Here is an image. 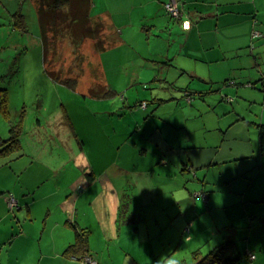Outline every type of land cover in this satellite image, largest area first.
I'll list each match as a JSON object with an SVG mask.
<instances>
[{"label": "crops", "instance_id": "0c3cea01", "mask_svg": "<svg viewBox=\"0 0 264 264\" xmlns=\"http://www.w3.org/2000/svg\"><path fill=\"white\" fill-rule=\"evenodd\" d=\"M174 1L181 20L165 9L173 0H92L91 15L106 23L108 37L115 41L113 50L128 47L127 57L132 56L126 59L124 74L114 75L113 84L102 55L110 51L109 46L98 53L97 74L90 71L89 62L76 76L54 74L76 79L75 88L56 82L46 72L44 89L35 96L52 98L47 104L57 103L58 108L37 111L38 126L23 125L32 133L26 141L21 139L19 156L0 166V264H82L80 258L66 253L81 230L89 232V252L98 264H160L159 258L162 264H195L226 242L233 245L230 256L244 252L253 264H259L257 251L264 254V219L259 217H249L242 231L226 226L219 240L208 245L211 222L203 224L201 216L207 214L211 197L209 201L200 191L204 185L199 177L207 181L211 169L234 163L238 168L243 161L248 163L247 171L264 170V111L259 121H250L238 110L239 104L264 107V36L253 41L251 35L255 22L264 34V0ZM26 3L31 2L8 0L1 6L4 21L13 28L5 29L11 36L19 32L13 27V16L23 14ZM32 6L37 9L36 1ZM38 37L42 55L41 33ZM255 52L263 64L251 57ZM44 63L43 59L46 71ZM246 70L248 74L243 73ZM100 87L115 95L92 97L91 91ZM188 92L194 96L191 102L185 98ZM143 102L147 103L144 108ZM9 110L16 120L21 109ZM234 115L236 122L222 123ZM24 122L21 119V128ZM202 126L205 132H200ZM6 127L5 131L0 128L2 139L10 136ZM201 137L211 140L201 145ZM224 147L231 156L218 161ZM256 158L262 164L253 166ZM244 165L239 169H245ZM229 171L219 176L227 177ZM141 177L150 178L143 207H156L151 219L171 224L179 245H191L190 253L171 261L170 253L161 257L147 241L143 244L137 227L120 226L123 191ZM156 177L172 180L173 186L152 185ZM10 197L17 202L13 208ZM159 208L162 213L157 217ZM203 225L207 232L197 241ZM190 232L193 236L185 239ZM209 236L213 240V233Z\"/></svg>", "mask_w": 264, "mask_h": 264}, {"label": "rangeland", "instance_id": "374dc122", "mask_svg": "<svg viewBox=\"0 0 264 264\" xmlns=\"http://www.w3.org/2000/svg\"><path fill=\"white\" fill-rule=\"evenodd\" d=\"M6 2H8V0H0V104L2 97L5 96L6 98V96L9 95L12 100L11 107H18L21 110L19 112L18 118H16L15 120L14 116L9 110L11 107L8 106L7 97V106L4 109V112L6 111V113L3 112L0 105V128L5 131L4 128L6 127V125L5 127H3L2 125L6 123V128L9 131L12 128L11 126L19 124L21 119H25V122L22 124V128L20 126V139L26 141L31 137L32 131L29 132V130L23 128V125H31V127L33 126L34 128H36L38 126L36 121L37 111H47V108L51 109L52 107H57V103L47 104L49 100L52 101V98L41 100V97L38 98L35 96L37 91H39V94L41 95V91L44 89L43 83L45 82L44 77L46 74V71L44 70L42 65L44 55H41V49L39 45L40 43L38 40V38H40L38 37L40 33L37 22V9L34 8V6L31 7L32 3H26V9L23 11V14L26 15L27 28L25 31L18 29L17 31L19 32L11 36L5 29L8 28L9 31H12L13 28L11 26L8 27V23L4 21V17L6 15L2 11V7H4V3ZM110 34L111 33L107 32L106 30L103 32L106 45H109L108 41H111V38L108 37V35ZM48 36L51 38V42L56 41V43H54V46L51 45L46 53L44 65L46 66L48 72H71L76 76L77 74L85 71V69H83V66L87 62H89L90 71L94 74L98 73L96 60L98 57V48L100 45L97 46L96 40L85 37L82 40V43L78 44L75 43L73 39H68V42H65V35H63L61 32L56 36H54L53 33H49ZM80 40V37L76 38L77 42H79ZM263 42L261 43L264 44ZM17 43L22 44V46H19V44L17 45ZM113 46L114 44L109 46V52L105 53L103 51L104 54H102L103 52H100L99 54L103 55V59L106 63L108 79L110 80L111 84L114 83L115 74H119L121 72H123L124 74V69H126L125 66L127 62L126 59L129 60L132 56L131 54L129 57H127L130 50L128 47H122L120 49L114 48L115 50H113ZM16 47H20L21 51L16 52ZM255 54L251 55V57L256 56L258 58V63L263 64L261 57L258 56V52H255ZM120 62H123V67L119 64ZM262 68H264V65L262 66ZM243 73L248 74L249 70H246ZM26 78L27 81L25 82ZM23 82L26 83L25 87H22ZM124 92H126V90H124L122 94H124ZM249 97L252 98L254 96ZM24 100H26L25 107ZM41 104H43V106ZM238 110L245 114L246 119L248 118V120L250 121H259L262 112L264 111V107H261V103L251 106H249L248 104H239ZM236 119V115L230 116L227 118V120L222 121V123H229L230 125L231 123L236 122ZM233 131L235 132L236 129H233ZM200 132H205L204 126L201 127ZM200 132L199 135L201 134ZM218 133L219 132H216L214 136L216 137ZM232 133L233 132L228 135V139H230ZM210 140L211 138L208 137L207 140L204 141L201 137L199 143H201L202 145ZM226 149L227 148L224 147L221 150V153L217 155L216 159L218 161H222L223 159L225 161L230 158L231 153ZM57 151L60 153L59 150ZM216 153L217 150L215 149L213 152V157ZM256 163L262 164V162L257 158L252 163L253 166ZM234 164L221 166L218 170L211 169V173H209V179H207V181L202 182V179L199 177V179L201 180V185H204L200 186V191L204 194L206 193L205 195L209 197V201L211 197L207 214L205 216H201L203 217L201 220L203 224L209 221L211 222L210 232L213 233V240H210L211 236H209L210 232H208L206 235H208L209 241H211L208 245L216 242L217 239L219 240L218 235L225 229L226 226L230 228V225L232 224L240 228V231H242L241 227H245L248 223H250L249 217L256 216L260 219H264V206L263 204L259 203V200H261L262 196L264 195V170L260 171L256 168H253L252 170L247 171L248 163L246 161H243V163H237V166L239 167L245 164V169H239V167L236 168ZM244 170L247 172H245ZM228 171L230 175H228L227 177L219 176L220 173ZM151 180L153 182L152 185L163 184L164 182H166L169 186H173L172 180L169 179L168 181H165V179L164 181H162L161 178L156 177ZM175 181V183L180 182L179 179ZM149 182L150 178L146 179L144 177H141L137 180V183L135 185H127L125 187V190L123 191L125 206L127 209H129V207L131 206V210H127V215L129 218H125V220L129 222L131 220L130 216L134 215L132 219L134 223H132L131 221L130 223L133 225L132 229H134V227H137L136 229H138L139 231L138 234H140L141 242L143 244H146L147 241L154 248L155 253L159 256L161 255V257L162 255L170 253L172 255L171 261H174L173 259L177 258L179 255L190 253L189 249H191V245H179L180 238L175 237L171 224H169L168 226L164 225L166 221L162 222L161 218L159 224L156 222V217L151 219L152 215L156 213V207H143V201L147 198V194L144 190L148 188ZM160 187L162 188V186ZM208 197H206V199H208ZM200 199L203 202L205 201V198L203 196H201ZM134 211L136 212L134 213ZM160 213H162L161 208H159V211L156 214L158 215L157 217L161 216ZM142 214H144V217ZM165 215L167 216V214ZM188 225L189 224H187L186 227L190 228V226ZM255 225H258L257 222H255ZM125 230L126 227L123 226L122 233L125 232ZM146 232L149 233L147 234ZM206 232V226L203 225V229L197 232L198 238L196 235H194V239L197 238L198 241L199 239H201V237L205 236ZM244 234L245 233L240 232L239 235L242 237L245 236ZM189 236L192 237L193 234L190 232L188 235H185V239ZM251 238L254 239V237ZM196 243L198 242H193V244ZM135 244L138 245L139 241ZM205 248L206 247L203 246V249ZM257 253L260 255L258 259L259 264H264V254L260 251H257ZM204 255L205 254H203V256ZM245 255L246 256L241 259L239 264H253V262L249 260L247 254ZM156 259L158 260V257L155 258V261ZM159 263L162 264V258H159Z\"/></svg>", "mask_w": 264, "mask_h": 264}, {"label": "trees", "instance_id": "16d2710c", "mask_svg": "<svg viewBox=\"0 0 264 264\" xmlns=\"http://www.w3.org/2000/svg\"><path fill=\"white\" fill-rule=\"evenodd\" d=\"M31 3L36 1L37 3V13L39 19V28L41 33V41L43 46V55L44 61L46 58V53L49 50V47L56 41L51 42V38L48 36L49 33H53L54 36L58 35V33H62L65 35V42H68V39H73L75 43H82V40L85 37H89L93 40L97 41L98 52H103L105 49L114 44V39L109 42V45L105 44V39L103 36V32L108 28L106 23L101 19L95 20L91 15L92 8V0H29ZM172 4V2L165 4V9L167 10V5ZM176 7L178 9V16L175 17L168 10V14L176 19L181 18V10L178 7V3H176ZM258 22L254 23V29L252 30V40H259L263 38L264 34L261 30L256 29ZM13 27L16 29L25 31L27 28L26 18L25 16L17 12L13 16ZM80 34V35H79ZM75 37V38H74ZM80 37V41L77 42L76 38ZM63 41V40H62ZM56 45V44H55ZM252 44L251 47H253ZM73 46V43H72ZM46 72L48 73L47 69ZM53 75V78L56 82L62 83L69 88H75L77 84L76 79H60L57 77L58 74L55 72H50ZM90 95L96 98H110L115 95L112 90L107 87H100L97 91L92 90ZM187 101L191 102L194 96H191V93L188 92L185 95ZM6 98L5 96L1 99V107L4 112L6 108ZM6 113V111L4 112ZM21 123L15 124L11 126L10 136L7 139H2L0 137V166L6 163L11 162L17 158L21 152V139H20V128ZM261 145L264 149V129L261 130ZM92 179V178H91ZM259 203L264 206V195L262 196ZM128 209L125 206L124 196H122L121 205L119 207V215L118 222L120 225L131 224L134 223L132 221L134 215L130 216V221L128 222L125 218H129L127 215ZM89 232L86 230H81L76 232V241L73 245H71L67 249V254L74 256L75 258H80L81 263L85 264V259L87 257L93 259L97 264V260L94 259L89 252ZM233 247L232 243L226 242L214 250H212L209 254L201 256L197 259L195 264H239L241 259L245 257L243 253H236L235 256L229 255V250ZM198 257V253L195 254V258Z\"/></svg>", "mask_w": 264, "mask_h": 264}, {"label": "built area", "instance_id": "2783aa9c", "mask_svg": "<svg viewBox=\"0 0 264 264\" xmlns=\"http://www.w3.org/2000/svg\"><path fill=\"white\" fill-rule=\"evenodd\" d=\"M167 10L171 13V14H173V16H175V17H177L178 16V9H177V7H176V2L173 0V2H172V4H168L167 5ZM146 105H147V103L146 102H143L142 104H141V107H146ZM8 202H9V206L11 207V208H13L14 206H16V204H17V202H16V199L14 198V197H10L9 198V200H8ZM256 258V256L254 255V254H251L250 255V259L251 260H254ZM85 264H97L93 259H91V258H89V257H87L86 259H85Z\"/></svg>", "mask_w": 264, "mask_h": 264}, {"label": "snow or ice", "instance_id": "6c2138e0", "mask_svg": "<svg viewBox=\"0 0 264 264\" xmlns=\"http://www.w3.org/2000/svg\"><path fill=\"white\" fill-rule=\"evenodd\" d=\"M185 27L187 28V27H188V25H185Z\"/></svg>", "mask_w": 264, "mask_h": 264}, {"label": "clouds", "instance_id": "9594fccd", "mask_svg": "<svg viewBox=\"0 0 264 264\" xmlns=\"http://www.w3.org/2000/svg\"><path fill=\"white\" fill-rule=\"evenodd\" d=\"M185 25H187V24H185Z\"/></svg>", "mask_w": 264, "mask_h": 264}]
</instances>
